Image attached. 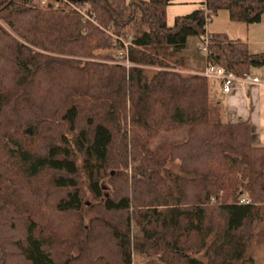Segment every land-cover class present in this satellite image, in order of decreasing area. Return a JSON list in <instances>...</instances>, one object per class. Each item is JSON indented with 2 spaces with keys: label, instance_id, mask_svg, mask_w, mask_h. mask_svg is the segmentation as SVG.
Returning <instances> with one entry per match:
<instances>
[{
  "label": "trees",
  "instance_id": "obj_1",
  "mask_svg": "<svg viewBox=\"0 0 264 264\" xmlns=\"http://www.w3.org/2000/svg\"><path fill=\"white\" fill-rule=\"evenodd\" d=\"M79 2L132 37L128 68L113 64L122 44L75 12L0 0V264H255L264 147L222 119L180 55L207 35L206 62L238 78L264 67L206 31L221 11L261 24L264 0H203L171 27L173 0Z\"/></svg>",
  "mask_w": 264,
  "mask_h": 264
},
{
  "label": "crops",
  "instance_id": "obj_2",
  "mask_svg": "<svg viewBox=\"0 0 264 264\" xmlns=\"http://www.w3.org/2000/svg\"><path fill=\"white\" fill-rule=\"evenodd\" d=\"M202 2L203 0H173V2L167 7L166 16L168 21L171 22L178 16L190 14L197 10ZM212 22L213 21H211V23ZM245 28H247L246 30L248 32V26ZM207 29L208 28H206V31L208 33H218L215 32V29L209 30L210 32ZM234 32L235 38H238L241 35L237 31ZM230 36L234 38L231 33ZM184 51L181 54V58L186 65L188 59L184 57ZM204 67L205 66L199 71H202ZM250 75L264 82V67L252 69ZM209 81V90L221 106L222 119L229 124H248L251 129L252 144L254 146L264 147V85L235 84L231 87V90L228 93H224L218 81L213 79H210Z\"/></svg>",
  "mask_w": 264,
  "mask_h": 264
},
{
  "label": "rangeland",
  "instance_id": "obj_3",
  "mask_svg": "<svg viewBox=\"0 0 264 264\" xmlns=\"http://www.w3.org/2000/svg\"><path fill=\"white\" fill-rule=\"evenodd\" d=\"M130 1V0H128ZM211 21H213L211 23ZM168 26L173 25V21L169 22L167 18ZM241 25V26H240ZM247 27L244 24H234L229 21L228 13L226 11H221L217 18L213 17L208 23L207 30L215 29V32L226 33L230 36V33L234 36V39H240L249 45V51L252 54H264V19L262 24L257 26H248L249 31L247 32ZM239 32L241 35L235 38V32ZM210 32V31H209ZM233 38L232 36H230ZM203 38L191 37L188 39L186 48L184 51V57L187 63L184 67V72L193 73L202 69L206 65V53L199 51L202 48ZM110 51H100L97 54L107 55ZM181 57V55H180ZM205 68V67H204ZM261 77V76H260ZM211 82V81H209ZM212 94V93H211ZM165 139L164 137L162 138ZM87 202L91 204L90 199ZM131 236H139L137 229L132 225ZM133 240V239H132ZM245 257L252 258L255 264H264V243L251 245L246 253ZM132 264H154L153 259L140 256L136 253H132Z\"/></svg>",
  "mask_w": 264,
  "mask_h": 264
},
{
  "label": "built area",
  "instance_id": "obj_4",
  "mask_svg": "<svg viewBox=\"0 0 264 264\" xmlns=\"http://www.w3.org/2000/svg\"><path fill=\"white\" fill-rule=\"evenodd\" d=\"M36 3L41 8H51L54 10L60 11H73L81 17L83 23L90 22L94 26L102 30L107 39H112L118 41L123 46V53H120L118 56V62L113 64H119L128 68L130 65L127 61L128 48L132 43V37L128 36L127 39H122L120 36L114 34L111 29H103L100 24H98L94 16H90L84 6H82L79 0H36ZM202 48H199V51L206 53L208 55V37L207 35L202 37ZM195 76L213 79L220 83L224 93H228L231 90V87L235 84H245V85H264V82L258 78L252 77L250 74L244 78L236 77L232 72L226 71L220 66H215L211 63L206 62L205 68L199 72L192 73Z\"/></svg>",
  "mask_w": 264,
  "mask_h": 264
}]
</instances>
